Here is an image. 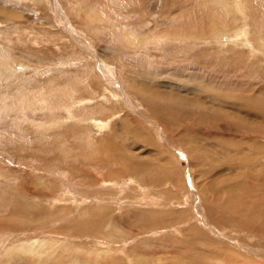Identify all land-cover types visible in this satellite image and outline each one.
<instances>
[{
    "label": "rangeland",
    "instance_id": "obj_1",
    "mask_svg": "<svg viewBox=\"0 0 264 264\" xmlns=\"http://www.w3.org/2000/svg\"><path fill=\"white\" fill-rule=\"evenodd\" d=\"M236 1L0 0V264H264V0Z\"/></svg>",
    "mask_w": 264,
    "mask_h": 264
},
{
    "label": "bare ground",
    "instance_id": "obj_2",
    "mask_svg": "<svg viewBox=\"0 0 264 264\" xmlns=\"http://www.w3.org/2000/svg\"><path fill=\"white\" fill-rule=\"evenodd\" d=\"M235 1L236 0H229V2L230 3H235ZM242 2H246L247 0H241ZM236 5H237V1H236V3H235ZM246 9V8H245ZM248 9V8H247ZM250 9V8H249ZM248 9V10H249ZM238 12V11H237ZM246 18V17H245ZM244 26V25H243ZM128 32V31H127ZM246 32V31H245ZM152 38V37H151ZM238 38V37H237ZM238 40V39H237ZM88 100V99H87ZM81 102V101H80ZM95 105H96V103H95ZM65 110V109H64ZM75 110V109H74ZM66 111V110H65ZM70 111H68V113H69ZM74 111H72V113H73ZM69 115V119H72L73 117H72V115L73 114H71V113H69L68 114ZM77 115H79V114H77ZM76 115V116H77ZM75 116V115H74ZM72 117V118H71ZM225 117V116H224ZM238 118V117H237ZM81 119H83V118H81ZM86 119V118H85ZM79 120V119H78ZM237 121H238V119H237ZM98 124H99V127H98V129H100V130H102L103 128H105L106 126V123H103L102 121L100 122L99 120H98ZM234 122H236V121H234ZM237 123V122H236ZM238 124V123H237ZM239 128V127H238ZM237 129V128H236ZM252 198V197H251ZM246 199V198H245ZM248 200V199H247ZM251 200V199H250ZM252 201V200H251ZM230 202V201H229ZM233 202V201H232ZM236 202V201H235ZM250 202V201H249ZM251 203V202H250ZM239 204V203H238ZM252 204V203H251ZM253 204H255V203H253ZM232 205H233V203H232ZM252 206V205H251ZM228 207V206H227ZM233 207V206H232ZM230 209V208H229ZM231 209H233V208H231ZM235 209V208H234ZM237 209H239V208H237ZM231 212V211H230ZM232 214V213H231ZM234 214V213H233ZM255 226V225H254ZM245 228H247V229H249V230H254V227L252 226V224H245V226H244ZM255 231V230H254ZM263 232V231H262ZM179 260V259H178ZM213 261H215V262H218L219 264L220 263H225L223 260H221V257L220 258H217V259H215V260H213ZM182 262V263H181ZM185 262V263H184ZM192 262V261H191ZM159 263V262H158ZM217 263V264H218ZM169 264H191L190 263V260H182V259H180V262L178 263L177 262V260L176 261H172L171 263H169ZM194 264V263H193ZM226 264V263H225Z\"/></svg>",
    "mask_w": 264,
    "mask_h": 264
}]
</instances>
